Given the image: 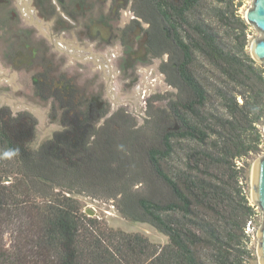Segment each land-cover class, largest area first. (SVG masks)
Returning a JSON list of instances; mask_svg holds the SVG:
<instances>
[{
	"label": "trees",
	"instance_id": "obj_1",
	"mask_svg": "<svg viewBox=\"0 0 264 264\" xmlns=\"http://www.w3.org/2000/svg\"><path fill=\"white\" fill-rule=\"evenodd\" d=\"M240 6L132 0L148 25L147 53L163 58L160 70L176 90L151 116V133L121 137L115 118L96 128L89 114L81 136L69 125L32 150L16 131L30 117L0 109V264H241L234 251L254 207L238 163L262 152L264 69L249 51ZM69 95L56 98L71 107ZM181 153L182 167L172 169ZM88 190L120 198L125 216L149 222L168 242L90 217L74 196Z\"/></svg>",
	"mask_w": 264,
	"mask_h": 264
},
{
	"label": "rangeland",
	"instance_id": "obj_2",
	"mask_svg": "<svg viewBox=\"0 0 264 264\" xmlns=\"http://www.w3.org/2000/svg\"><path fill=\"white\" fill-rule=\"evenodd\" d=\"M12 1L10 6L0 0V109L13 118L30 117L16 131L32 150L52 141L69 125L81 136L82 122L89 114L93 115L89 123L96 128L115 118L113 130L121 137L134 128L151 133V116L168 106L176 90L160 70L163 58L147 53L143 32L148 25L135 18L132 0H65L64 4L46 0L40 8L32 0ZM239 2L238 13L246 19L254 0H236ZM248 36L252 54L254 42L264 39V33L251 25ZM257 62L264 69V63ZM69 94L75 97L71 107L56 98L63 96L68 101ZM102 113L106 116L97 121ZM260 129L264 131V125ZM261 150L258 156L238 163L240 185L254 207L246 237L237 242L239 249L234 251L241 264H261L259 230L264 213L252 197L253 169L264 157V143ZM182 156H174L172 169L182 167ZM138 187L132 191L145 190ZM88 191L74 194L85 213L89 210L109 227L143 234L153 243L168 242L149 222L125 216L126 205L120 198H109L104 190ZM6 243L10 244L9 236Z\"/></svg>",
	"mask_w": 264,
	"mask_h": 264
},
{
	"label": "water",
	"instance_id": "obj_3",
	"mask_svg": "<svg viewBox=\"0 0 264 264\" xmlns=\"http://www.w3.org/2000/svg\"><path fill=\"white\" fill-rule=\"evenodd\" d=\"M248 24L254 25L258 30L264 33V0H254L252 9L246 14ZM252 57L259 62L264 63V39L257 40L253 44ZM253 200L262 209L264 213V157L257 160L253 169ZM90 217L94 215L91 211H86ZM259 254L261 264H264V223L259 230Z\"/></svg>",
	"mask_w": 264,
	"mask_h": 264
},
{
	"label": "flooded vegetation",
	"instance_id": "obj_4",
	"mask_svg": "<svg viewBox=\"0 0 264 264\" xmlns=\"http://www.w3.org/2000/svg\"><path fill=\"white\" fill-rule=\"evenodd\" d=\"M32 1L34 3V7H38V8H40L46 2V0H32ZM59 1L61 2V4L65 3V0H59ZM3 4H7V5H10V6H13L14 5V1H12V0H4ZM12 14H13L14 17L17 16L15 11H12ZM42 83L46 84V81L42 82Z\"/></svg>",
	"mask_w": 264,
	"mask_h": 264
},
{
	"label": "built area",
	"instance_id": "obj_5",
	"mask_svg": "<svg viewBox=\"0 0 264 264\" xmlns=\"http://www.w3.org/2000/svg\"><path fill=\"white\" fill-rule=\"evenodd\" d=\"M251 223V222H250Z\"/></svg>",
	"mask_w": 264,
	"mask_h": 264
}]
</instances>
